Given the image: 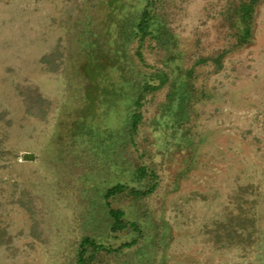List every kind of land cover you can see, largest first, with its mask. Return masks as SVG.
<instances>
[{
  "label": "rangeland",
  "instance_id": "1",
  "mask_svg": "<svg viewBox=\"0 0 264 264\" xmlns=\"http://www.w3.org/2000/svg\"><path fill=\"white\" fill-rule=\"evenodd\" d=\"M230 1L161 0L164 65L144 0H0V264H264V0L239 44Z\"/></svg>",
  "mask_w": 264,
  "mask_h": 264
},
{
  "label": "trees",
  "instance_id": "2",
  "mask_svg": "<svg viewBox=\"0 0 264 264\" xmlns=\"http://www.w3.org/2000/svg\"><path fill=\"white\" fill-rule=\"evenodd\" d=\"M161 0H144L143 5L138 9V12L131 19V23H129L127 27L128 35L131 34V37L127 38V41H131L132 39H137L138 43V52L142 51V41L144 39H148L149 42H152L156 48H159L165 51V60L163 59L164 65L169 63V55L172 51L177 47L179 44L180 38L170 29L168 25V21L166 16L163 14V9L161 8L160 4ZM231 4L236 9V18L235 15L232 14L228 16V19H234L238 23V27L240 29V35H237V42L239 44L246 40L249 37L250 33V19H251V11L257 0H238V4L236 5L233 1H230ZM229 6H224L223 9L219 12L221 15H225L229 10ZM221 52L216 57L206 56V57H199L198 62H205L206 60L212 59L217 64L220 63V58L222 57ZM153 72V71H152ZM148 72L147 74L144 73V79L140 80L136 87L131 91V96L133 102L131 103L136 106H140L142 98L145 96V91H152L157 89L162 85V77L166 76L164 73H152ZM160 79H159V78ZM157 80L158 83H155ZM126 120L129 125L130 129L134 130L137 126L140 113L132 110L130 115H125ZM116 186L111 187L108 191L113 192ZM108 215L112 218V228L114 230H121L123 229L127 221H125L122 216V211L120 209L109 208ZM133 224V223H132ZM92 243V242H91ZM94 244V243H93ZM99 245V244H98ZM97 247L102 248V245ZM85 247L81 248L78 253V264H84L85 262Z\"/></svg>",
  "mask_w": 264,
  "mask_h": 264
}]
</instances>
